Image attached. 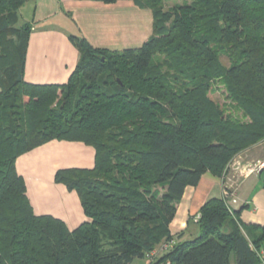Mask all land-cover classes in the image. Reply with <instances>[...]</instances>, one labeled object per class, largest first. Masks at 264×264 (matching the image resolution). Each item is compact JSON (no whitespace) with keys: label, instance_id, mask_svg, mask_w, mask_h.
<instances>
[{"label":"trees","instance_id":"16d2710c","mask_svg":"<svg viewBox=\"0 0 264 264\" xmlns=\"http://www.w3.org/2000/svg\"><path fill=\"white\" fill-rule=\"evenodd\" d=\"M130 1L153 13L143 46L71 36L68 83L37 85L25 81L32 28L16 27L25 0H0V264H132L171 241L152 264H262L264 228L243 230L223 199L201 208L195 239L177 243L170 226L188 187L264 141V0ZM220 86L239 116L211 98ZM54 140L96 151L94 169L55 177L88 218L73 231L34 213L16 168Z\"/></svg>","mask_w":264,"mask_h":264},{"label":"crops","instance_id":"0c3cea01","mask_svg":"<svg viewBox=\"0 0 264 264\" xmlns=\"http://www.w3.org/2000/svg\"><path fill=\"white\" fill-rule=\"evenodd\" d=\"M18 18L17 26L29 24L32 28L25 81L37 85L68 83L80 59L71 36L83 37L98 49H136L153 35L154 23L149 8L140 7L130 0L114 3L100 0H25ZM261 156L264 157V152ZM95 158L96 151L92 146L59 140L19 157L17 172L26 183L34 213L61 220L71 231L88 221L78 193L57 183L55 177L61 170H92ZM261 172L243 178L229 169L222 178L206 173L197 186L188 187L177 203L176 217L170 226L177 243L199 236L200 231L193 218L213 199L225 200L232 219L242 224L243 230H252L254 226L264 228V173ZM162 244L156 250L161 249ZM262 248L264 253V245ZM164 256L161 254L160 258Z\"/></svg>","mask_w":264,"mask_h":264},{"label":"rangeland","instance_id":"374dc122","mask_svg":"<svg viewBox=\"0 0 264 264\" xmlns=\"http://www.w3.org/2000/svg\"><path fill=\"white\" fill-rule=\"evenodd\" d=\"M160 5L162 6V8L164 9L165 12H168L170 9H172L173 7H175L176 5H182V2H179L177 0H171V1H165L162 0L160 2ZM16 27H21V26H17ZM225 62V64H227L226 60H223ZM211 98L219 105H224L228 107V111L235 113V115L239 116V112H235L233 109H231V107H229V105L231 104V101L227 98V93L225 91V88L220 86V89L214 93V95H211ZM258 144H261L258 143ZM257 147H255L256 145L251 146L250 148L246 149L245 151H243L242 153H240L234 160L233 162L230 164L229 166V170L232 172H237L239 175V178H243L245 176H248L249 174H247L248 170L250 168H259L262 164H264V157H262V153L264 152V143L259 145ZM262 151V152H261ZM238 163H240V165H238ZM245 165L247 166H252L250 168L247 169H243L242 167H244ZM242 166V167H241ZM264 171V169L262 170ZM253 174H258V173H253ZM229 196L228 194H226V197ZM195 217L193 218V222ZM260 233V231H258V234ZM164 245V244H163ZM163 245L161 247H163ZM161 251V249H159ZM159 250H157L156 252H159ZM132 264H145L143 259H137L135 260Z\"/></svg>","mask_w":264,"mask_h":264},{"label":"built area","instance_id":"2783aa9c","mask_svg":"<svg viewBox=\"0 0 264 264\" xmlns=\"http://www.w3.org/2000/svg\"><path fill=\"white\" fill-rule=\"evenodd\" d=\"M238 165H240V163H238ZM242 167V166H241ZM252 166H244L242 167L243 169H247V168H250ZM264 169V164H262L259 168H250L247 172V174L251 175L253 173H259L260 171H262ZM195 223H197L199 221V216H196L195 219H194ZM175 244L174 241H171V242H168V243H164L163 247H161V251L159 252H152L150 255H148L146 257V260L148 261L149 264H152L153 261L155 260V257L157 256V254H159L160 252H164V251H167L169 250L173 245ZM261 256L264 257V253L261 252ZM158 264H172L171 261H162ZM262 264H264V259L262 258Z\"/></svg>","mask_w":264,"mask_h":264}]
</instances>
